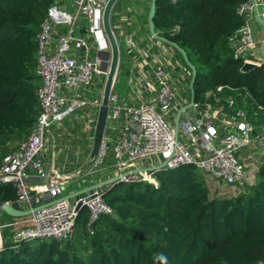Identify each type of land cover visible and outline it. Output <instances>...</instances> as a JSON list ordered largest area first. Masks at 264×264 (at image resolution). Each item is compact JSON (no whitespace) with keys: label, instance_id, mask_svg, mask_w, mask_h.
Wrapping results in <instances>:
<instances>
[{"label":"built area","instance_id":"built-area-1","mask_svg":"<svg viewBox=\"0 0 264 264\" xmlns=\"http://www.w3.org/2000/svg\"><path fill=\"white\" fill-rule=\"evenodd\" d=\"M107 2L73 0L75 10L68 11L64 0H55L36 34L39 112L27 136L0 163V180L12 182L17 194V206L6 201L1 209L11 203L28 212L0 223V231L1 227L12 228L9 237L15 246L23 240L71 239L77 231L81 207L89 210L88 230L93 233L92 225L100 215L114 214L104 199L106 184L142 182L158 187L159 170L194 164L221 183L234 186L246 177V160L264 154V107H257L253 115L249 113V93L241 95L242 103L234 95L222 98L216 93L214 102L188 100L181 95L180 87L187 84L192 92L194 68L184 54L154 34L144 46L129 37V52L140 67V74L129 80L131 98L122 99L115 91L121 71L119 60L105 123L95 136L97 146L84 172L93 181L66 194L67 186L82 170L53 169L45 164L44 152L52 128L71 113L83 106H93L100 112L112 62L104 27ZM237 13L244 21L229 39L234 58L242 59L243 64H264V37L260 41L261 60L247 56L257 43L251 16L264 29V0H245L238 5ZM61 26L66 30L59 29ZM93 87L97 91L90 98L87 93ZM222 89L218 87V91ZM117 122L121 125L107 166V130ZM102 173L106 180L96 178ZM2 245L1 238L0 249Z\"/></svg>","mask_w":264,"mask_h":264},{"label":"trees","instance_id":"trees-1","mask_svg":"<svg viewBox=\"0 0 264 264\" xmlns=\"http://www.w3.org/2000/svg\"><path fill=\"white\" fill-rule=\"evenodd\" d=\"M55 0H0V163L8 143L26 137L39 112L36 34ZM245 0H156L160 38L184 50L194 68L192 99L214 102L249 93L253 115L264 107V64L242 71L229 46L243 24ZM112 27L115 30L113 13ZM194 59L199 66L194 64ZM223 86L221 91L218 87ZM211 93V94H209ZM209 94V95H208ZM194 164L161 169L158 187L142 182L104 186L114 214H102L88 230L81 207L69 240L3 239L0 264H258L264 262V159L255 181L230 196L212 195ZM16 187L0 183V209L14 203ZM5 212V211H4ZM5 214L8 217L11 215Z\"/></svg>","mask_w":264,"mask_h":264},{"label":"rangeland","instance_id":"rangeland-1","mask_svg":"<svg viewBox=\"0 0 264 264\" xmlns=\"http://www.w3.org/2000/svg\"><path fill=\"white\" fill-rule=\"evenodd\" d=\"M152 0H117L118 7L120 10L127 11V10H134L136 12L140 11V9L144 10L145 12L149 11L150 4ZM64 3L67 5L68 11H74L75 6H73V0H64ZM118 8V9H119ZM138 14V13H137ZM147 14V13H146ZM135 15V13H134ZM137 16V15H135ZM62 31H65L66 28L64 26H61ZM78 34V32H77ZM125 37L120 35L118 36V43H119V60H121L120 68L121 71L119 73V77L116 83L115 91L119 94H123L125 97V94L129 92L130 86L128 82V77L125 75V67H130L133 63L132 54L131 52H128L126 50V43H125ZM95 52L93 51L92 57H94ZM194 64L196 66H199L196 59H194ZM103 81V80H102ZM184 85V84H181ZM104 84H101L100 87H103ZM186 86V93L188 94V98L190 97V92ZM185 89V88H184ZM184 89L181 88V92L184 93ZM97 89L93 87L90 89L87 93V95L90 98L95 97ZM121 97V96H120ZM123 97V98H124ZM90 109H87L86 106H83L82 108L78 109L77 111L71 113L62 123L56 125L52 128V130L49 133L47 144H46V151L49 152L52 149L57 150L61 153V150L64 151V156L62 162L63 164L69 165L70 168H73L74 165H80L83 162H86L89 164L90 159L93 156V151L97 146V139L95 136L97 135V122L96 118L99 117V112L93 111L91 113ZM95 119V121L93 120ZM96 123V126H95ZM121 123L117 122L112 125L110 129L107 130V133L110 137V143L108 148V158L106 159L107 166L110 165L112 161V154H113V145L115 143V140L117 138L119 128ZM24 137H16L8 143L9 149L14 150L18 144L23 140ZM80 151L82 153L79 154L75 151ZM90 158V159H89ZM264 158V154H255L254 156L250 157L248 160H246V177L243 182H240L234 186H230L225 183H221L220 181L214 179L209 174L202 173V175L205 178L206 184L209 187V190L212 195H219V196H230L233 194H237L240 190H245L246 184H252L254 182V178L252 176L254 170H257L259 165L262 162V159ZM89 159V160H87ZM111 159V160H110ZM84 164V163H83ZM87 164V165H88ZM111 169V168H110ZM65 170H68V168H65ZM248 172V173H247ZM90 182H88L86 185H89ZM83 184V186H79L75 181L67 186V189L65 191L66 194H70L72 191H74L75 188L82 189L81 187L86 186ZM12 217H8L3 209H0V223H4L8 220H10ZM12 228L8 227H1V237L2 242L4 238H8L11 234Z\"/></svg>","mask_w":264,"mask_h":264},{"label":"crops","instance_id":"crops-1","mask_svg":"<svg viewBox=\"0 0 264 264\" xmlns=\"http://www.w3.org/2000/svg\"><path fill=\"white\" fill-rule=\"evenodd\" d=\"M118 6H119L118 2H116L114 7H113V9H112L113 20H114V25H115V30L113 29V31L116 33L117 36L122 35V36L125 37L124 40H125V43H126V50L128 52L130 50L129 43H127V39L129 37L134 42H136L138 44H141L143 46L148 44L151 41L150 40V35L152 34L151 31H150V25H149V11H150V8H149V11H147V12H145L142 9H140V11L136 12L134 10H132V11H130V10L123 11V10H120V8ZM150 6H151V4H150ZM66 7H67V5H66ZM134 13L137 16H135ZM111 21H112V14H111ZM251 23H252V26H253L254 37H255L257 43H256V45L253 47V49L251 50V52L247 56L251 60L260 61L261 58H262V51H261L260 41L264 37V29H263V26L261 25V23L253 16H251ZM132 61H133L132 65L130 67H125V69H124L125 70L124 71L125 75H127V77H128V82H129L130 78H132V77L134 78L138 74H140V67L137 66L136 63H134V59H132ZM120 62H121V60H120ZM181 88L182 89L185 88L184 89V93L181 92ZM186 90H187L186 86L182 85L180 87L181 95H183L188 100L192 99V92L188 88V90L190 92V95H189L190 97L188 98V94L185 92ZM120 96H121L122 99H126V100H129L131 98L130 91L125 94V97H124L123 94H120ZM144 96H146V95L144 94ZM86 108L90 109L89 113L97 110L93 106H86ZM93 120L95 121V119H93ZM99 121H100V112H99V117L96 118V121H95V122H97V129H99ZM95 126H96V123H95ZM97 134H98V130H97ZM96 137H97V135H96ZM80 150L81 149H79L78 151H75V152L76 153L78 152L79 154L82 155L83 151L81 152ZM93 153H94V151H93ZM63 156H64V151L63 150H61V153L59 151H57V150H54V149H52L49 152H47L45 150V152H44V162H45V164L47 166H49V167H51L53 169H59V170L68 171V172H76V170L81 169L83 173L78 174L77 176H75L71 180V183H73L75 181L77 184H79V186H83V184L86 185L88 182H92L93 181V180H91L90 178H88L87 176L84 175V172H85V170H86V168L88 166L87 165L88 163L83 162L84 164L82 163L80 165H74L73 168H70L69 165L67 166L66 164H63L64 163V162H62ZM89 159H87V160H89ZM65 168H68V170H65ZM255 173H256V170H254V172L252 174L254 180H255ZM96 178H102V180H106V177H105L104 173H102L101 175L97 176ZM252 183H254V182H252ZM86 186L81 187V188H85ZM74 190H78V189L75 188Z\"/></svg>","mask_w":264,"mask_h":264},{"label":"water","instance_id":"water-1","mask_svg":"<svg viewBox=\"0 0 264 264\" xmlns=\"http://www.w3.org/2000/svg\"><path fill=\"white\" fill-rule=\"evenodd\" d=\"M117 0H108L105 10H104V27L105 31L107 33V36L109 38L110 44H111V50H112V62H111V67H110V72L106 81L105 85V91H104V96H103V102L102 106L100 108V121H99V129L98 133L103 128V125L105 123L106 115L109 109V95H110V90L112 86V81L115 75L116 67L119 62V55H120V50H119V43L118 40L115 36V33L112 28V23H111V14H112V9L115 5ZM155 9H156V0H152L151 6H150V11H149V25H150V31L152 34H154L156 37L160 36L157 34L155 30V24L153 21V16L155 14ZM183 54H185L184 50H180ZM255 65L253 63H244L243 66L241 67L242 71H249L253 69ZM0 183H3L2 180H0ZM2 209L9 215L11 216H24L27 215L28 212L24 210L17 209L14 207L11 203H5L2 206Z\"/></svg>","mask_w":264,"mask_h":264},{"label":"bare ground","instance_id":"bare-ground-1","mask_svg":"<svg viewBox=\"0 0 264 264\" xmlns=\"http://www.w3.org/2000/svg\"><path fill=\"white\" fill-rule=\"evenodd\" d=\"M1 237V236H0ZM0 241H1V238H0Z\"/></svg>","mask_w":264,"mask_h":264}]
</instances>
